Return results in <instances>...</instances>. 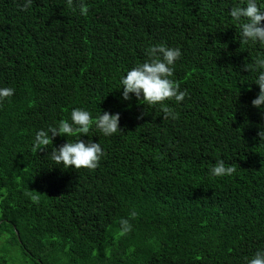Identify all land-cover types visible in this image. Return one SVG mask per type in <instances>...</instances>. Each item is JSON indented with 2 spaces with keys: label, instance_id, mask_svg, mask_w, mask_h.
Listing matches in <instances>:
<instances>
[{
  "label": "trees",
  "instance_id": "1",
  "mask_svg": "<svg viewBox=\"0 0 264 264\" xmlns=\"http://www.w3.org/2000/svg\"><path fill=\"white\" fill-rule=\"evenodd\" d=\"M241 2L0 0V87L14 89L0 101V264H246L264 249V117L245 70L264 46L240 43ZM157 44L180 48L185 99L124 100L121 77ZM76 108L120 113L116 134L81 137L102 147L95 169L51 161L76 137L32 147ZM219 160L234 173L210 175Z\"/></svg>",
  "mask_w": 264,
  "mask_h": 264
},
{
  "label": "clouds",
  "instance_id": "2",
  "mask_svg": "<svg viewBox=\"0 0 264 264\" xmlns=\"http://www.w3.org/2000/svg\"><path fill=\"white\" fill-rule=\"evenodd\" d=\"M72 0H69V4ZM32 0H24L21 10H27ZM80 14L86 15L87 6L80 5ZM231 20L239 25L240 43H255L264 46V0H242L240 4L231 7L228 12ZM149 59L128 70L120 79L122 98L129 100V94H134L137 100L144 105H162L173 100L179 104L185 99V92L172 79L176 61L181 57L178 47H169L164 44L149 46L146 49ZM246 71L255 73L254 83L259 87L258 95L251 101L253 107L259 110L264 117V55H257L251 64H245ZM14 95L11 87H0V101ZM164 117L175 119V114L168 107H163ZM146 113H141L138 119ZM120 113L104 111L94 119L92 114L84 109L76 108L71 111L69 119H61L47 129L38 130L33 141V150L40 151L47 147L55 136L76 137L72 142L67 141L58 149L53 148L50 159L56 165H62L68 169H95L103 155L102 147L91 138L87 141L82 136L89 137L90 129H95L105 137H110L121 130ZM260 142L264 141V126H260L257 132ZM235 168L226 166L223 160L217 161L210 169V175L214 177L230 176ZM135 216V213H131ZM124 234L128 230V221L121 220ZM246 264H264V249H258L255 254L246 260Z\"/></svg>",
  "mask_w": 264,
  "mask_h": 264
},
{
  "label": "rangeland",
  "instance_id": "3",
  "mask_svg": "<svg viewBox=\"0 0 264 264\" xmlns=\"http://www.w3.org/2000/svg\"><path fill=\"white\" fill-rule=\"evenodd\" d=\"M16 257H17V262L16 261H13L12 263H10V264H29L28 262H27V260H25L23 257H21L20 255H16Z\"/></svg>",
  "mask_w": 264,
  "mask_h": 264
},
{
  "label": "water",
  "instance_id": "4",
  "mask_svg": "<svg viewBox=\"0 0 264 264\" xmlns=\"http://www.w3.org/2000/svg\"><path fill=\"white\" fill-rule=\"evenodd\" d=\"M15 234L17 235V232H15Z\"/></svg>",
  "mask_w": 264,
  "mask_h": 264
}]
</instances>
